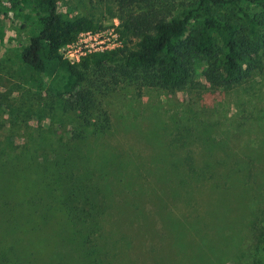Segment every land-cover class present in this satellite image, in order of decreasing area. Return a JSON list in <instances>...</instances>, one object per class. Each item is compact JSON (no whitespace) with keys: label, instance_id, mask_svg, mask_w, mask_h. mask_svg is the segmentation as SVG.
Wrapping results in <instances>:
<instances>
[{"label":"rangeland","instance_id":"1","mask_svg":"<svg viewBox=\"0 0 264 264\" xmlns=\"http://www.w3.org/2000/svg\"><path fill=\"white\" fill-rule=\"evenodd\" d=\"M56 1L125 40L113 1ZM36 27L28 0H0V264H264V55L228 85L206 60L175 89L122 80L94 134L65 106L69 74L20 62Z\"/></svg>","mask_w":264,"mask_h":264},{"label":"trees","instance_id":"2","mask_svg":"<svg viewBox=\"0 0 264 264\" xmlns=\"http://www.w3.org/2000/svg\"><path fill=\"white\" fill-rule=\"evenodd\" d=\"M8 1L13 7L21 2ZM28 1L36 10L37 27L20 46L18 58L31 78L69 74L74 83L66 91L65 106L94 134L110 129L101 99L122 80L141 78V86L175 89L186 84L196 63L206 60V77L216 85H228L248 76L254 56L264 55V0H107L115 4L125 40L77 62L64 58L60 48L101 24L87 16L64 19L56 0ZM241 2L263 6L250 13ZM84 132L75 131L72 137Z\"/></svg>","mask_w":264,"mask_h":264},{"label":"built area","instance_id":"3","mask_svg":"<svg viewBox=\"0 0 264 264\" xmlns=\"http://www.w3.org/2000/svg\"><path fill=\"white\" fill-rule=\"evenodd\" d=\"M121 41L114 29L101 27L80 32L76 39L60 48L62 56L77 62L81 56L92 52H103L120 46Z\"/></svg>","mask_w":264,"mask_h":264}]
</instances>
